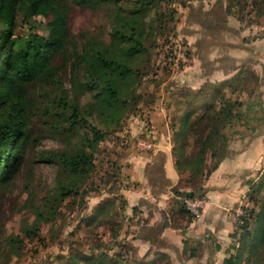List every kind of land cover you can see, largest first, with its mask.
Here are the masks:
<instances>
[{
	"label": "rangeland",
	"instance_id": "374dc122",
	"mask_svg": "<svg viewBox=\"0 0 264 264\" xmlns=\"http://www.w3.org/2000/svg\"><path fill=\"white\" fill-rule=\"evenodd\" d=\"M206 1L210 8L215 0H57L65 19V40L50 74L23 91L29 140L15 172L0 187V264H148L154 259L156 264H172L165 253L138 257L123 235L143 221L126 194L138 185L132 180L128 154L149 134L153 105L175 99L172 115L181 117V182L201 195L205 176L224 154L233 115L264 112L262 95L255 88L249 91L251 86L244 92L241 87L240 92L219 93L215 101L185 86L172 90L175 76L197 51L194 42L200 37ZM227 11L253 24L264 18V0H227ZM36 17L49 20L53 13ZM133 18L143 43L136 52L126 38ZM99 55L119 57L132 69L128 79L119 77L115 99L90 87L99 75ZM186 105L192 106L193 116L184 129L181 111ZM85 119L104 132L93 146ZM201 149L205 164L199 159ZM80 153L93 155L86 176L73 174L65 163ZM263 181L258 171L252 182L263 186ZM185 195L180 192L179 204L194 219L183 203ZM256 200L259 211L264 187ZM260 220L251 222V232ZM243 244L249 245L246 234ZM252 244L254 252L250 254L247 246L242 263L264 264V243Z\"/></svg>",
	"mask_w": 264,
	"mask_h": 264
},
{
	"label": "crops",
	"instance_id": "0c3cea01",
	"mask_svg": "<svg viewBox=\"0 0 264 264\" xmlns=\"http://www.w3.org/2000/svg\"><path fill=\"white\" fill-rule=\"evenodd\" d=\"M205 3L200 37L194 42L197 51L185 70L175 76L172 90L178 92L185 86L215 101L219 93L240 92L241 87L244 92L245 86H251L249 91L255 88L264 106V18L245 24L227 11V0H215L210 8L208 1ZM173 100L153 105L149 134L142 138L141 147L129 150L132 180L138 185L126 194L132 199L130 204L141 211L137 219L143 221L123 235L140 258L161 252L172 264H222L238 246L232 235L250 184L258 171L264 173V112L254 116L249 110L246 114L239 111L229 121L227 132L231 135L224 154L202 184L207 205L202 215L193 219L178 201L180 192L195 191L181 182L184 171L177 146L181 117L172 115ZM245 107L250 109V103ZM190 111L192 106L186 105L181 112ZM206 162L212 164L211 159Z\"/></svg>",
	"mask_w": 264,
	"mask_h": 264
},
{
	"label": "trees",
	"instance_id": "16d2710c",
	"mask_svg": "<svg viewBox=\"0 0 264 264\" xmlns=\"http://www.w3.org/2000/svg\"><path fill=\"white\" fill-rule=\"evenodd\" d=\"M141 6L143 10L144 7ZM59 7L57 0H0V187L6 185L15 172L29 140L25 112L27 99L23 97V91L30 84L50 74L52 60L64 44L65 19ZM254 7H257L256 2ZM261 10L263 9H257L256 12L261 13ZM50 12L53 17L49 20L36 17H45ZM129 24L131 33L126 38L134 45L131 51L136 52L143 47L141 33L135 18L130 19ZM96 66L99 78L96 76L90 87L101 89L109 99H115L118 95L119 77L128 79L132 69L119 57L107 58L102 55L97 57ZM229 113L230 109L226 116H230ZM192 116V111L185 113L184 129L185 124L191 122ZM85 123L93 134V146L103 139L104 132L86 119ZM177 136L181 138L182 132H178ZM203 157L204 149H201L199 159L205 164ZM92 158L90 153H80L65 163L73 174L86 176L93 164ZM216 164L217 162L209 173L216 168ZM263 187L264 183L263 186H256L253 182L250 184L247 198L251 206L243 208L241 223H238L237 230L232 235L238 241V246L235 247V253L225 258L222 264H243L247 246L251 254L254 252V240L256 247L264 243V203L259 211L256 205V194ZM192 194L195 193L188 195ZM258 219L261 220L251 232V222ZM245 234L248 235L249 245H241ZM163 254L159 252L157 256ZM155 260H150L148 264H156Z\"/></svg>",
	"mask_w": 264,
	"mask_h": 264
},
{
	"label": "built area",
	"instance_id": "2783aa9c",
	"mask_svg": "<svg viewBox=\"0 0 264 264\" xmlns=\"http://www.w3.org/2000/svg\"><path fill=\"white\" fill-rule=\"evenodd\" d=\"M183 203L185 207L187 208L188 212L194 216L195 218L199 217L202 215L203 211L205 210V207L207 205V197L205 195L201 194H192V195H185L183 198ZM251 202L247 198L246 199V204L244 207H250ZM243 215V210L241 211L239 218H238V223H241L240 216Z\"/></svg>",
	"mask_w": 264,
	"mask_h": 264
},
{
	"label": "water",
	"instance_id": "95a60500",
	"mask_svg": "<svg viewBox=\"0 0 264 264\" xmlns=\"http://www.w3.org/2000/svg\"><path fill=\"white\" fill-rule=\"evenodd\" d=\"M168 223V222H167Z\"/></svg>",
	"mask_w": 264,
	"mask_h": 264
}]
</instances>
